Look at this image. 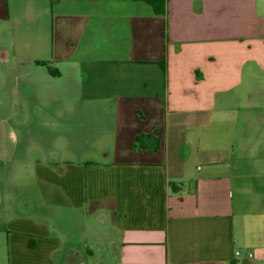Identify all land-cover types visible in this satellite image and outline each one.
<instances>
[{"label":"crops","instance_id":"0c3cea01","mask_svg":"<svg viewBox=\"0 0 264 264\" xmlns=\"http://www.w3.org/2000/svg\"><path fill=\"white\" fill-rule=\"evenodd\" d=\"M165 6L0 0V264H264V0Z\"/></svg>","mask_w":264,"mask_h":264},{"label":"rangeland","instance_id":"374dc122","mask_svg":"<svg viewBox=\"0 0 264 264\" xmlns=\"http://www.w3.org/2000/svg\"><path fill=\"white\" fill-rule=\"evenodd\" d=\"M260 2V0H258ZM32 96L33 91L28 90L25 91V94L28 96V94ZM28 105L24 106V109H26V126L33 124V116H32V105L29 104L30 107H27ZM84 116L82 115V112H80V107H69L65 104V101H52V130L56 129L57 135L61 134L60 137L52 138V145L56 147H62L66 149H70L72 151H82L80 142L84 140V138L81 136L82 133H85L88 131L90 125H87L84 121V124L81 120H83ZM71 134V135H70ZM68 156V155H67ZM73 158H79L81 156H88L86 154H79L74 153L72 155ZM91 157L97 156L95 154H91Z\"/></svg>","mask_w":264,"mask_h":264},{"label":"trees","instance_id":"16d2710c","mask_svg":"<svg viewBox=\"0 0 264 264\" xmlns=\"http://www.w3.org/2000/svg\"><path fill=\"white\" fill-rule=\"evenodd\" d=\"M144 2L149 3L155 13H164L166 0H142ZM52 74H56L52 71ZM159 137L150 135V134H137L133 139V148L136 149H147L149 151L156 150L159 145Z\"/></svg>","mask_w":264,"mask_h":264}]
</instances>
